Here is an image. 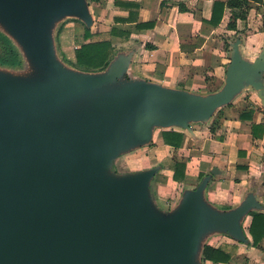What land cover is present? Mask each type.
<instances>
[{"label":"water","instance_id":"1","mask_svg":"<svg viewBox=\"0 0 264 264\" xmlns=\"http://www.w3.org/2000/svg\"><path fill=\"white\" fill-rule=\"evenodd\" d=\"M67 17L94 23L88 0H0V29L27 64L0 65V264H206L211 234L248 244L244 222L264 212L263 194L253 188L218 207L206 195L218 166L164 208L152 187L160 165H113L157 128L196 135L193 123H208L246 90L264 109V42L245 55L238 33L222 85L200 93L138 75L139 44L100 70L70 67L54 35Z\"/></svg>","mask_w":264,"mask_h":264},{"label":"crops","instance_id":"2","mask_svg":"<svg viewBox=\"0 0 264 264\" xmlns=\"http://www.w3.org/2000/svg\"><path fill=\"white\" fill-rule=\"evenodd\" d=\"M138 1L141 4L138 10L139 20L156 21L152 28L137 30L130 35V37L140 40L139 48L134 57V70L138 75L170 87L189 90L198 85L194 78L188 77L190 68L207 69L209 75L213 74L218 79L223 78L225 65L229 61L228 52L223 48L224 40L229 42L230 40L227 38L235 33L233 30H227L225 26L228 20V10H225L219 26L213 27L203 21V19L210 18L213 0H183L191 11H180L177 5L172 4L169 0ZM262 10H264V5H257L249 10L246 21L239 20L237 22L238 30L243 26L247 31V34H244V31L238 32L242 33L241 49L245 55L256 53L252 52L253 46L249 43L251 37L264 38V28H258L259 25L254 26L255 20L257 24L261 22L259 20L262 17ZM124 11L127 13L126 10ZM126 13L119 16H126ZM254 18L255 20H253ZM72 26L67 25L61 34V38L69 35V32L75 29ZM96 26L94 22L91 27L93 34L91 39H108L107 36L105 37L107 35V33L105 34L106 31L101 28L97 29ZM145 43L154 45V48H145ZM63 48L69 55L71 54L66 44L63 45ZM181 83L183 85H180ZM235 100L224 110L222 117V126L224 128L225 126L229 127L227 139H215L211 137L209 130H205L203 135L201 133V146L198 147L201 151V157L200 155L191 157L186 166V174H190L192 178L199 171L208 173L213 165L218 166L221 173L218 178L214 177L208 183L206 195L207 193L212 194L222 201L227 199L229 189H233L234 192L230 191L233 205L240 202L250 189L255 188L262 194L264 193L255 184L258 182L257 180H260L261 161L264 159V131L262 137H252L251 121H241L239 119L238 105ZM253 102L255 103L254 100ZM254 103L252 104L254 105ZM254 106L258 107L257 105ZM253 121L264 123V114L255 111ZM243 129L248 130L247 133H242ZM238 137L241 141L236 142ZM153 142L155 141L153 140ZM156 147L172 148L165 145L161 137H159ZM239 149L245 151L244 156L240 157L238 155ZM237 165H244L247 168H241ZM188 169H190V172H188ZM170 179H172V173ZM212 184L215 185L214 189L207 190ZM169 191L173 196L176 193L174 189ZM170 204L162 207L168 208L174 203ZM248 219L246 220L247 223H249ZM209 263L211 262H206V264Z\"/></svg>","mask_w":264,"mask_h":264},{"label":"rangeland","instance_id":"3","mask_svg":"<svg viewBox=\"0 0 264 264\" xmlns=\"http://www.w3.org/2000/svg\"><path fill=\"white\" fill-rule=\"evenodd\" d=\"M88 1H89L91 12L93 14L94 22L97 25L96 26L97 29L101 28L104 31H106L105 34L107 33V35H105V37L107 36L108 39L113 42L116 48V51L118 49H121V50L130 49L133 45L140 43V40L135 37H129L128 39H125L124 36L111 34L113 27H116V28L125 27L126 29L133 30V24H129V23L121 22V21L119 23L116 20L117 19L116 17H118L119 15H123L126 12L115 4V0H99L98 2H93L92 0H88ZM129 1H138V0H129ZM253 20H255V18ZM259 21L261 22L257 24L255 20L254 26L259 25L258 28L263 29L264 28V10H262V17ZM66 22H72V25H73L72 27H75V29H73V31L71 32L72 33V37H71L72 39H70L71 48H73L74 44L75 46H77L79 43L84 41L83 39V31L85 28L84 23L76 18H71V17L64 18L57 24V27L55 29V34H54L58 54H60L61 51L57 44L56 31L62 23H66ZM243 31L245 32L244 34H247L246 33L247 31L244 29L243 26H241V29L239 30V32H243ZM0 35L9 41V43L13 46V48L16 50L18 54L17 62L15 64L5 65V64L0 63V65L5 68L11 69V70H16V71L24 70L27 67V64L21 52L19 51V49L15 46L14 42L10 39V37L7 34H5L1 29H0ZM235 37H236V34H231V36L228 37L227 39L232 40ZM263 40L264 38H260V39L254 38V37L250 38L249 43L252 44L253 46L252 52H257L260 49L263 43ZM223 48L228 52V55H229V46L226 48L223 45ZM65 62H67V65H69L72 68L80 69L74 64H71L69 61H65ZM205 76L208 77L207 80H204ZM188 77L194 78L198 84L195 86L194 89H190V90L195 91V92H200V93H208V92L216 91L222 85L223 79H224V75H223V78L218 79L213 74L209 75L207 72H205L201 68H190L188 71ZM201 80H204V81L201 82ZM180 85H183V83H181ZM253 100L255 101L256 104L253 102ZM235 101L238 105V108H237L238 113L241 109L249 106L252 103L258 106L256 107V111L263 113V107L260 104V101H259V98L257 97L256 92L253 90H246L242 92L239 96L236 97ZM227 108L228 107H225L223 111ZM214 116L211 118V120L208 123H193V129L195 130L196 135H191L190 133L183 131L185 133L183 143L181 147L176 150L174 148L166 149L163 147H156L159 137H161L160 131L165 130L162 128H157L154 133V138L152 139L150 144L142 146L138 148L137 150H134L130 153L120 156L117 159L116 163L113 165V169L115 171L124 172V171H129V170H136V169H141V168L152 167L155 165H160L161 169L157 173L156 177L153 179V182H152V187L154 189L156 198L160 206H167L170 204L171 201H172L171 204L175 203L177 199L179 198V196L181 195L182 190L186 186H195L196 184L200 182L201 178H199L198 174L195 175V177L193 178L189 174L188 176L193 181V184L178 183V182L176 183L173 179H170L171 173H173L174 159L181 155L185 156L188 161L190 160L191 157H194V156L200 155L201 157V151L198 148L201 146L200 145L201 144V133L203 135L205 130H209L208 126L210 125ZM228 128L229 127L227 126H225V128L222 126V119H221V125L218 128L216 134L212 135L210 134V131L208 132L211 135V137L215 139H219V137H222L220 138V140L222 139L226 140L228 136L227 134ZM247 131L248 130L243 129L242 133H247ZM153 140L155 142H153ZM236 140H237L236 142L241 141L240 137L236 138ZM188 172H190V169H188ZM219 175L220 174H217L214 177L218 178ZM259 179L260 180H257L258 182H256L255 184L264 192V172H262V170H261ZM214 187L215 185L212 184L209 186L207 190H213ZM172 189L176 190V193H174V196L169 191ZM230 191L234 192L233 189L231 190L229 189V195L227 196L226 200L221 201L219 198H216L214 195L209 194V193H207V197L213 203H215L218 207L226 209V208L233 206L232 198L230 196ZM250 219L251 217L248 219L249 223H250ZM249 223L246 222L244 224V228H245V232L250 237L248 233V229H247ZM205 243L213 245V246L229 245L231 247H236V250L234 251V257L228 263H223V264H264V240L262 244L263 249H258L248 244L237 242L227 234L214 233L207 237V239L205 240Z\"/></svg>","mask_w":264,"mask_h":264},{"label":"trees","instance_id":"4","mask_svg":"<svg viewBox=\"0 0 264 264\" xmlns=\"http://www.w3.org/2000/svg\"><path fill=\"white\" fill-rule=\"evenodd\" d=\"M93 2H98L99 0H92ZM172 4L177 5L180 11H191V9L186 5L183 0L170 1ZM115 4L121 9L127 11L126 16L116 17L117 21L120 23L125 22L133 24V30L126 29L125 27H113L111 34L124 36L128 39L132 32L142 29L152 28L156 21H141L138 18V10L141 6L138 1L129 0H115ZM257 5H264V0H213L211 15L209 19H203L205 23L213 27L219 26L224 16L225 10H228V20L226 22V29L235 31L234 34L238 33L237 22L246 21L249 10ZM72 25V22L62 23L57 29V44L60 49V54L65 61H69L80 69L83 70H100L104 68L113 54L116 52V48L113 42L109 39L106 40H92L91 28L86 27L83 31L84 41L79 43L77 46L73 45L71 48L70 39H72V31L69 35L61 38V34L67 27V25ZM65 42V43H64ZM67 45L71 54L69 55L67 51L63 48V45ZM224 46L227 48L229 46L228 42L224 40ZM145 48L153 49L154 45L150 43H145ZM18 54L9 41L0 35V63L5 65H13L17 62ZM207 72V69L204 70ZM208 77L205 76L204 80ZM232 103L218 109L216 115L208 126L209 131L212 135H215L218 128L221 125V119L223 117V109L230 106ZM256 107L253 104L241 109L238 113V117L241 121L249 120L250 130L253 138H260L263 135L264 123H256L253 121L254 113ZM264 113V110H263ZM160 136L162 142L165 145L171 146L172 148L179 149L183 143L185 133L178 129H165L160 131ZM222 137H219V139ZM238 155L244 156L245 151L243 149L238 150ZM187 158L183 155L176 157L173 163V173L172 179L178 183H190L193 181L186 174ZM241 168H247L244 165H237ZM261 170L264 172V159L261 161ZM207 172L199 171L198 176L202 178ZM250 223L248 225V233L250 235V241L248 245L256 247L258 249H263L264 240V212L252 211L250 213ZM236 247L226 246H213L206 244L203 249L202 258L204 261H209L213 264L218 263H228L234 257V251Z\"/></svg>","mask_w":264,"mask_h":264},{"label":"bare ground","instance_id":"5","mask_svg":"<svg viewBox=\"0 0 264 264\" xmlns=\"http://www.w3.org/2000/svg\"><path fill=\"white\" fill-rule=\"evenodd\" d=\"M248 219V217L246 218V220ZM246 220H245V222H244V224L246 223Z\"/></svg>","mask_w":264,"mask_h":264}]
</instances>
